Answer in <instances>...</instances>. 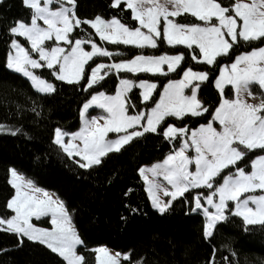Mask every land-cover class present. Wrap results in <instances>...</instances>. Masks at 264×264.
I'll use <instances>...</instances> for the list:
<instances>
[{
    "label": "snow or ice",
    "instance_id": "6c2138e0",
    "mask_svg": "<svg viewBox=\"0 0 264 264\" xmlns=\"http://www.w3.org/2000/svg\"><path fill=\"white\" fill-rule=\"evenodd\" d=\"M23 3L32 10L30 23L16 21L8 31L11 36L25 38L30 49L13 39L11 48L14 54L9 53L7 67L28 77L33 87L41 93H53L55 87L34 75L30 68L53 69L51 74L68 84L79 83L81 79L87 78L88 88H92L104 79L100 72L105 68L115 69L117 72L160 73L161 65L167 64L168 71L173 72L184 59L183 54L159 57L137 55L128 62L98 64L91 68L88 76L85 65L89 61L97 55L110 57L112 53L97 47L95 43H92L91 51H85L82 45L87 41L71 36L74 29L81 25H90L101 40L110 43L156 48L157 41L151 34L161 37L157 26L163 18L165 23L162 38L169 45H186L189 49L196 45L199 52L192 56L193 60L213 65L218 63L217 57L234 56V62L224 66L219 78L215 80L221 101L214 113H209L204 101L198 98L201 83L209 80V72L193 71L191 68L182 70L183 78L167 84L159 102L150 113L136 115L128 114L131 104L126 106L127 93L134 86L133 82L121 79L114 96L100 92L83 105V127L79 132L71 134V139L65 143L64 137L69 134L57 128L54 143L70 158L79 157L75 162L80 168L90 169L100 165L102 158L109 153L120 152L133 138L145 133H157L158 126H162L166 117L183 119L186 115L202 116L209 113L212 121L218 122L220 131H217L212 122L201 125L191 132L190 137L183 139L179 150L170 154L163 164L139 169L141 176L149 184L153 207L163 214L171 207L172 201L183 197L191 189H213L205 199L215 209L214 212L203 206L200 194L194 197L193 211L203 209L205 238L212 237L217 224L228 219L226 211L229 210V201L235 203L234 210L230 212L232 216L241 217L246 225H264V195L244 196L245 193H253L258 189L264 190V155L251 159L250 172L241 167L249 163V153L253 150H264V93H254L251 87L256 84L264 90V47L235 54V46L240 41L251 43L264 40V0H228L227 3L225 0H114L111 6L116 8L125 3L132 12V18L139 21L141 27L147 28L148 34L142 32L140 27L132 30L116 18L110 21H105L100 16L93 20L80 19L76 15V0H23ZM66 4L69 6H65ZM183 13H190L204 22V26H187L169 19ZM213 18L219 23L213 22ZM40 21L46 27L41 26ZM46 41H52L57 46H46ZM61 41L71 46L70 51L66 52L63 47L58 46ZM32 52L38 53V60L32 57ZM201 53L203 61L199 60ZM56 66L58 71L55 70ZM193 81L201 83L193 84ZM225 84L232 86L234 99L226 98ZM137 86L144 90L142 96L145 101L150 99L153 90L157 88L156 84L148 82H141ZM186 89L190 94H185ZM249 99H259V103H250ZM92 105L103 109L108 114L107 117L88 119L86 113ZM100 120L104 122L100 123ZM137 126L142 130H136ZM129 129L132 131L129 132ZM2 130L3 126L0 125V131ZM110 132L124 134L115 140H107L106 136ZM187 133L186 127L168 124L161 134L168 140H175L187 136ZM189 149H194V157L187 155ZM189 165H194L195 170L190 171ZM225 170L227 174L222 176ZM147 173H151L154 178L162 176L171 185V190L155 180L149 181ZM11 175L14 177L13 187L16 193L6 203V209L11 210L14 215L10 218L0 216V231L14 233L45 245L66 264H87L86 256L77 251L78 246L84 245V241L72 225L71 215L64 202L35 187L31 181L16 183L15 181H22L23 178L14 169ZM217 178L222 182H218ZM214 184L217 185L215 188ZM161 191L171 199L167 202L161 200L157 194ZM217 196L218 202L214 200ZM250 204L255 207L249 206ZM49 214L53 226L51 230L38 228L32 223L33 217L39 220ZM85 251L95 254V264H121L122 259L131 260L130 254L122 255L117 252L113 255L106 247L87 249L85 246Z\"/></svg>",
    "mask_w": 264,
    "mask_h": 264
},
{
    "label": "trees",
    "instance_id": "16d2710c",
    "mask_svg": "<svg viewBox=\"0 0 264 264\" xmlns=\"http://www.w3.org/2000/svg\"><path fill=\"white\" fill-rule=\"evenodd\" d=\"M113 2L76 0V15L87 20L96 16L104 20L116 18L130 29L137 28L125 4L113 8ZM31 13L23 0L0 2V125L3 126L0 131V216L8 218L12 215L6 209V203L14 194L9 184V170L15 169L36 187L54 193L64 202L76 232L84 241L77 251L86 256L87 264H95V254L85 251V246L87 249L104 246L121 254H130L131 260H124L122 264H264V225H246L242 218L227 211L228 219L217 224L212 237L205 238V220L199 212L193 211V191L172 201L171 207L161 214L152 206L139 174L141 167L164 159L178 146V138L170 142L161 134L168 124L190 130L211 119L209 113H214L220 103L214 82L220 68L232 63L234 56L217 57L218 63L213 65L196 63L190 57L191 52H199L196 48L167 47L160 40L156 54L183 53L184 59L176 71L166 76L138 74L136 79L155 82L157 89L147 102H142L139 89H133L127 97L128 104L132 105L129 113L153 107L165 84L180 78L182 70L188 68L210 74L209 80L201 83L198 93L209 113L186 115L183 119L166 117L157 133L136 137L120 152L103 157L100 165L83 169L75 162L76 158H70L54 143L55 130L75 131L79 126L80 109L93 94H113L120 79H129L133 75L108 73L88 88L86 78L68 84L43 68L37 71L39 77L52 82L55 91L50 94L35 91L26 78L6 67L12 39L8 29L16 21L30 23ZM176 22L182 25L198 23L188 14L178 16ZM71 36L95 41L108 51L118 53L115 61L150 53L129 45L101 43L87 25L74 29ZM22 42L26 45L24 40ZM260 47H264V40L240 41L235 46V54ZM99 60L94 59V64H88L87 73ZM225 94L232 98L229 86L225 88ZM255 154L251 152L249 156ZM245 169L249 171L250 165ZM42 224L48 226L46 221ZM0 264L66 263L38 242L0 231Z\"/></svg>",
    "mask_w": 264,
    "mask_h": 264
},
{
    "label": "rangeland",
    "instance_id": "374dc122",
    "mask_svg": "<svg viewBox=\"0 0 264 264\" xmlns=\"http://www.w3.org/2000/svg\"><path fill=\"white\" fill-rule=\"evenodd\" d=\"M246 2H247V0H246ZM114 3V2H113ZM125 4V3H124ZM65 6H69V5H65ZM125 6H126V4H125ZM126 8H127V6H126ZM128 9V8H127ZM130 10V9H129ZM131 11V10H130ZM131 14H132V12H131ZM185 14H188V15H191L190 13H183L182 15H185ZM192 16V15H191ZM176 18L177 17H170L169 19H172L174 22H176ZM195 18V17H194ZM113 19V18H112ZM112 19H110V20H112ZM91 20H93V19H91ZM110 20H105V21H110ZM197 21H198V23H195V24H200L201 26H204V22H202V21H199L198 19H196ZM136 21V20H135ZM213 22H215V23H219L215 18H213ZM40 24H41V26H44V27H46V25H43V22L42 21H40L39 22ZM136 23H137V27H140L141 28V31L142 32H144L145 34H148V29L147 28H143V27H141V25H140V23H139V21H136ZM164 20H163V18H161V21H160V24H158V30H160L161 31V37H156L155 36V33H152L151 35H153V37L156 39V41H157V47L156 48H152V47H149V46H145V47H143V48H141V47H137V46H134V45H129V46H133V47H136V48H140V49H144V50H149L150 51V53H147V54H145V53H141V54H138V55H144V56H152V57H159V56H161V55H168V56H174V55H179V54H183V53H158V54H156L155 52L158 50V48H159V41L160 40H163L164 41V44H165V46H167V47H174V46H182V47H186V48H188L186 45H169L168 43H167V41L165 40V39H163L162 38V36H163V33H162V28H163V26H164ZM177 23V22H176ZM242 23V22H241ZM186 25V24H185ZM191 25H193V24H190V25H187V26H191ZM87 26H89L90 27V25H87ZM91 28V27H90ZM92 29V28H91ZM93 30V32L95 33V35L97 36V38L100 40V42L101 43H110V42H108V41H105V40H101L100 39V36L96 33V31H95V29H92ZM132 30H134V29H132ZM73 33V32H72ZM72 33H71V35H72ZM13 39H16V40H18L21 44H22V46H24V47H26V48H29L30 49V44H28V42L25 40V38H23V37H14V36H12V39H11V41L13 40ZM22 40H24L25 42H26V45L25 44H23V42H22ZM82 40H85V41H87L85 44H83L82 45V47L84 48V50L85 51H91L92 50V47H91V45H92V43H95L96 45H97V47H99V48H102V49H106L102 44H99V43H97V42H95V41H92V40H89V39H86V38H83ZM110 44H123V43H110ZM45 45L46 46H57L56 44H53V42L52 41H46L45 42ZM125 45V44H124ZM58 46H60V47H63L65 50H66V52L67 51H70V48H71V46L70 45H68V44H66L65 42H63V41H61V42H58ZM192 48H196L198 51H199V49L196 47V45H193L192 46ZM189 49V48H188ZM107 50V49H106ZM110 52V51H109ZM9 53H12V54H14V50L11 48V42H10V45H9V52H8V54H7V57H8V55H9ZM110 53H112V55L109 57V56H99V55H97V56H95L94 58H93V60L94 59H100L95 65H93L91 68H94V67H96L98 64H105V65H111V64H114V63H121V62H128V61H130V60H132V59H134L136 56H134V57H132V58H129V59H123V60H117V61H115L114 59L118 56V53H115V52H110ZM246 53V52H245ZM31 55H32V57L34 58V59H39V56H38V53H35V52H32L31 53ZM184 55V54H183ZM193 55H195L194 53H192L191 52V54H190V57H191V59H192V56ZM7 57H6V67H7ZM102 59V60H101ZM93 60L92 61H89L88 62V64H91V63H93ZM199 60L200 61H203V54L201 53L200 54V56H199ZM192 61L193 62H196L197 63V61L196 60H193L192 59ZM182 62V61H181ZM181 62H180V64H181ZM234 62V61H233ZM41 63H44V62H41ZM198 63H205L206 64V62H198ZM88 64L87 65H85V69H87V66H88ZM94 64V63H93ZM226 65H230V64H226ZM226 65H223L221 68H220V70L224 67V66H226ZM8 68V67H7ZM47 69L46 67H42V68H38V69H29L30 71H32L33 72V74L34 75H37V76H39L38 75V73H37V71L38 70H41V69ZM91 68L89 69V72H88V76H90V74H91ZM161 68H162V72H160V73H152V72H129V71H125V70H121V71H119V72H127V73H130L131 75H133V77L132 78H129V79H127V80H130V81H132L133 82V87H132V89H131V91L133 90V89H135V88H137V89H139V91H140V96H141V100H142V102H147V101H145L144 99H143V96H142V92L144 91L142 88H139L137 85H139L141 82H148V83H154V84H156L157 85V83H155V82H150V81H148V80H145V79H136V76L138 75V74H141V73H147V74H153V75H160V76H166V75H168V74H170V73H173V72H169L168 71V67H167V64H164V65H161ZM9 70H11V71H13L12 69H10V68H8ZM47 70H49V71H51V72H53L54 70L53 69H47ZM55 70H57L58 71V66H56V68H55ZM187 70V69H186ZM220 70H219V74H218V76H217V78H219V75H220ZM194 71V70H193ZM13 72H15V71H13ZM112 72H114V73H118L115 69H111V70H109L108 68H105V69H102L101 70V72H100V75H103V76H105L106 74H108V73H112ZM199 72V71H198ZM15 73H18V72H15ZM165 73H166V75H165ZM18 74H20V75H22L21 73H18ZM23 76V75H22ZM54 76V75H53ZM24 78H26L29 82H30V84L32 85V81L28 78V77H25V76H23ZM55 77V76H54ZM41 78V77H40ZM183 78V74H182V76L180 77V78H178V79H175V80H171V81H176V80H180V79H182ZM216 78V79H217ZM43 79V78H42ZM82 80V79H81ZM80 80V81H81ZM121 80V79H120ZM120 80L118 81V85H117V88H116V90H115V93H113V94H106L105 93V95H107V96H114L115 94H116V92H117V90L119 89V87H120ZM47 81V80H46ZM60 81V80H59ZM86 81H87V78H86ZM48 83H52V82H49V81H47ZM170 82V81H169ZM169 82H167L166 84H165V86L163 87V89L161 90V92H160V95H159V98H158V100H157V102H159V99H160V96L163 94V92H164V88L167 86V84L169 83ZM196 83H201V82H199V81H193V84H196ZM53 84V83H52ZM214 86H215V82H214ZM230 87L231 88V90H232V98H228V99H234L235 98V94H234V90L232 89V86L231 85H227V84H225V86H224V88H226V87ZM32 87H33V85H32ZM86 87H88V85H87V83H86ZM252 87V91L254 92V93H257V94H261V93H264V90H262V89H260L259 88V86L258 85H256V84H254V85H252L251 86ZM216 88V87H215ZM33 89L35 90V91H37L36 90V88H34L33 87ZM157 89V88H156ZM156 89L155 90H153V93L156 91ZM216 90L218 91V93H219V90L216 88ZM130 91V92H131ZM38 92V91H37ZM130 92H128L127 93V97H128V94L130 93ZM39 93H41V92H39ZM98 93H100V92H98ZM98 93H95V94H93V95H97ZM104 93V92H103ZM153 93H152V95H153ZM41 94H46V93H41ZM185 94H190V91L188 90V89H186L185 90ZM92 95V96H93ZM219 95H220V93H219ZM91 96V97H92ZM152 97V96H151ZM150 97V98H151ZM198 98H199V96H198ZM227 98V97H226ZM91 100V98L89 99V100H87L85 103H88L89 101ZM150 100V99H149ZM220 101H221V95H220ZM156 102V103H157ZM249 102L250 103H259V99H249ZM84 103V104H85ZM155 103V104H156ZM83 104V105H84ZM155 104L153 105V107H151V108H149L147 111L146 110H144V109H141V110H135L133 113H129V111H128V114L129 115H136V114H138V113H145V114H147V113H150V111H151V109L152 108H154L155 107ZM83 105H82V107H81V109H80V112H79V126H78V128L75 130V131H73V132H70V133H68L69 135H67V136H65L64 137V140H65V143H67L70 139H71V134H73V133H76V132H79L80 131V129L83 127V118L81 117V112L83 111ZM128 105V102H127V100H126V106ZM219 106V105H218ZM217 106V107H218ZM107 113L103 110V109H101L100 107H98V106H96V105H92L88 110H87V113H86V116H87V118L88 119H91V118H100V117H107ZM175 118V117H174ZM104 121L103 120H100V123H103ZM208 122H212L213 123V126L214 127H216V129H217V131H220L221 130V127L219 126V124H218V122H216V121H212V117H211V119L208 121ZM207 122V123H208ZM142 123H144V121H142ZM206 123V124H207ZM202 125H205V124H202ZM201 126V125H200ZM200 126H198L197 128H195V129H190V130H188V133H187V136H185V137H183V138H178V146L175 148V149H173L172 150V152L170 153V154H174V152L175 151H178L179 150V147L181 146V144L183 143V139H187L188 137H190V135H191V132L192 131H195V130H197ZM136 130H142V129H140L139 128V126H137V129ZM63 131V130H62ZM129 132H131L132 131V129H129L128 130ZM63 132H65V131H63ZM65 133H67V132H65ZM124 133H115V132H110V133H108L107 134V136H106V139L107 140H115V139H117L118 138V136L119 135H123ZM54 139H55V132H54ZM134 139V138H133ZM170 142H174L175 140H169ZM76 143H81L80 141H76ZM59 146V145H58ZM60 147V146H59ZM61 148V147H60ZM62 149V148H61ZM64 152V151H63ZM253 152H256V154L254 155V156H249V165H250V161H251V159H255L258 155H264V150H253ZM169 154V155H170ZM169 155H167L164 159H162V160H160V161H157V162H155V163H153V164H150V165H144L143 167H141V168H151L153 165H156V164H163V162H164V160L169 156ZM187 155H189L190 157H194L196 154H195V151H194V149H189L188 150V152H187ZM74 158H76L77 160H79L80 158L79 157H74ZM247 164V165H248ZM247 165H241V167H245L246 168V166ZM13 169H10L9 170V184L11 185V187L13 188V190H14V194H13V197L15 196V193H16V189L13 187V181H14V177L11 175V171H12ZM15 170V169H14ZM189 170L190 171H194L195 170V166L194 165H189ZM16 171V170H15ZM226 171V170H225ZM247 171V170H246ZM251 171V167H250V170H249V172ZM17 172V174L20 176V177H22L23 178V180L22 181H15L16 183H22V182H27V181H29L27 178H25L21 173H19L18 171H16ZM139 174H140V172H139ZM225 174H227V172L226 173H222L221 175L223 176V175H225ZM147 176H148V179H149V181H152V180H155L157 183H159L160 185H162V186H164V187H166V188H168L169 190H171V185H168L167 184V181H165L164 179H163V177L162 176H157V177H153L152 176V174L151 173H147ZM140 177H141V179L143 180V182L145 183V187H146V190H147V193H148V196H149V199H150V202H151V204H152V206H153V203H152V198H151V196H150V194H149V184L148 183H146L145 182V179L143 178V176H141V174H140ZM217 180H218V182H222V181H220V178H217ZM33 184V183H32ZM34 185V184H33ZM35 186V185H34ZM217 185L216 184H214V188L216 187ZM36 187V186H35ZM38 188V187H37ZM23 190H27V189H23ZM43 190V189H42ZM43 191H45V190H43ZM190 191H193V208L195 207V203H194V197L196 196V195H198V194H200L201 195V203L203 204V206L204 207H207L208 209H209V211L210 212H214L215 211V209H213L211 206H209L207 203H206V199H205V197L207 196V195H209V194H211V192L213 191V189H206V188H202V189H191ZM46 192H49V191H46ZM50 194H53L54 195V198L55 197H57L54 193H52V192H49ZM159 196H160V199L161 200H163V201H165V202H167L168 200H170L171 199V197H165L164 195H163V192L161 191V192H158L157 193ZM37 195H40V194H37ZM247 195H264V190H256L255 192H253V193H245L244 194V196H247ZM12 197V198H13ZM11 198V199H12ZM178 198V197H177ZM242 199L244 198V197H241ZM214 200H216L217 202H218V196L217 197H214ZM228 204H229V210H227V211H232V210H234V208H235V203L234 202H231V201H229L228 202ZM249 206H251V207H255L254 205H249ZM155 208V207H154ZM156 209V208H155ZM157 210V209H156ZM11 211V210H10ZM158 211V210H157ZM227 211H226V213H227ZM194 212H199L202 216H203V218H204V220H205V217H204V214H203V209H197L196 211H194ZM12 213V215H14V213L13 212H11ZM11 215V216H12ZM10 216V217H11ZM10 217H8V218H10ZM241 218V217H240ZM44 221H46L47 223H48V226H45V225H43L42 224V222H44ZM206 222V221H205ZM32 223L36 226V227H38V228H44V229H49V230H51L52 229V224H51V216H50V214H49V216H45V217H41L39 220H37L35 217H33L32 218ZM257 224H259V223H257ZM72 225H73V223H72ZM74 226V225H73ZM4 227H7L6 225L4 226ZM24 238H26V237H24ZM39 243V242H38ZM45 246V245H44ZM46 247V246H45ZM101 247H104V246H101ZM107 248V247H106ZM108 250H109V253L110 254H115V253H117V251H114V250H112V249H109L108 248ZM58 255V254H57ZM123 255V254H122ZM124 260L122 259L121 260V264H122V262H123ZM66 263V262H65ZM135 264H137V263H135Z\"/></svg>",
    "mask_w": 264,
    "mask_h": 264
}]
</instances>
